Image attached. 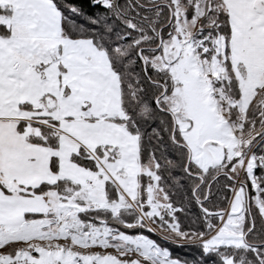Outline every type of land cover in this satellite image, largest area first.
Listing matches in <instances>:
<instances>
[{
	"label": "snow or ice",
	"instance_id": "1",
	"mask_svg": "<svg viewBox=\"0 0 264 264\" xmlns=\"http://www.w3.org/2000/svg\"><path fill=\"white\" fill-rule=\"evenodd\" d=\"M0 264H264V0H0Z\"/></svg>",
	"mask_w": 264,
	"mask_h": 264
},
{
	"label": "trees",
	"instance_id": "2",
	"mask_svg": "<svg viewBox=\"0 0 264 264\" xmlns=\"http://www.w3.org/2000/svg\"><path fill=\"white\" fill-rule=\"evenodd\" d=\"M169 247L172 249V251L174 253L179 254V255H186V256L191 257L194 254V253H192V252H190V251H188L186 249L176 248V246H174V245H170Z\"/></svg>",
	"mask_w": 264,
	"mask_h": 264
}]
</instances>
